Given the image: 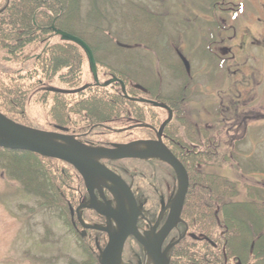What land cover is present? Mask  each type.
Listing matches in <instances>:
<instances>
[{"label": "trees", "instance_id": "1", "mask_svg": "<svg viewBox=\"0 0 264 264\" xmlns=\"http://www.w3.org/2000/svg\"><path fill=\"white\" fill-rule=\"evenodd\" d=\"M6 1L0 7V47L7 54L4 65L0 60V112L4 115L18 123L25 120L26 101L31 93L42 103H50V131L68 128L70 131L107 137L118 135L120 138L130 134L131 129L138 131L136 127L130 130L126 127L137 123L156 122L160 125L174 111L165 132L178 131L182 127L190 140L198 141L199 131L189 113V87L186 90L180 87L176 95L165 94L159 73L153 77H148L147 73L143 78L138 77L137 70L132 72L129 68L120 70L104 65L98 55L99 52L121 55L136 49L156 53L158 62L171 70L176 80L190 86V75L170 43L165 23L161 20L154 22L153 14L145 6L132 4V8L146 17L150 29L138 36L137 28L129 35L127 32L117 35L105 27L104 21H110V26L116 19L108 16L111 4L117 11L119 3L115 0H108L110 3L91 0L92 6L85 17L83 0ZM124 15V21H133L131 11ZM57 30L83 39L95 55L98 77L99 68L106 66L104 72L109 78L102 81L99 77L100 84H96L92 74L93 82L81 83L83 58L87 55L83 52L82 57V48L64 40ZM31 45L42 50L35 59L30 58L25 65L8 67L10 60L20 61L19 54ZM141 55L136 54L138 61ZM136 56L129 58L127 65L132 66ZM113 79L124 82L127 96L120 81L104 85ZM54 80L64 84V88H44L45 82ZM122 122L125 125L117 128L116 125ZM244 139L236 137L234 145ZM219 157L220 153L211 154L199 149L191 158L184 159L191 184L183 220L189 225L190 234L170 250L171 264H225L226 259L227 264H264V190L245 183L248 200H238L242 193L239 180L200 170L202 165L215 162ZM231 167L239 169L235 160ZM0 169L10 180L18 182L26 193L36 197L41 209L57 213L68 231L76 237L85 259L78 261L72 258L69 264H101L100 248L105 243L92 240V245L88 246L90 241L80 238L72 221V211L78 204L73 197L85 191L83 179L73 166L29 151L0 147ZM221 225L227 227L224 240L221 239ZM196 241H206L212 247H201ZM216 245L218 248H214Z\"/></svg>", "mask_w": 264, "mask_h": 264}, {"label": "rangeland", "instance_id": "2", "mask_svg": "<svg viewBox=\"0 0 264 264\" xmlns=\"http://www.w3.org/2000/svg\"><path fill=\"white\" fill-rule=\"evenodd\" d=\"M115 1L117 4L119 3L117 11L113 10L111 4L109 6L111 14L107 15L116 19L110 26V21H104V24L106 28L117 35L126 32L129 35L130 31L135 28L139 30L138 34L140 35L138 36L150 31L149 25H147L148 20L146 22V17L141 15V12L139 13L136 8H132V4L145 6L154 15H152L154 22L161 20L165 23L170 43L176 53L188 63V74L196 81L198 93H200L190 105L191 116L194 120L212 127L218 125L219 129H221L219 122L224 120V123L226 120L228 127L232 125L231 128L235 126L239 131L247 130L246 140L240 146V159L238 154L234 155L243 169H233L230 163L225 162L221 169L212 171H220L233 180L241 181L239 188L242 193L238 200H248L243 186L245 183L264 188V42L261 45L260 42L253 43L251 41L248 46L246 45L247 49L242 53L243 56L236 58L237 62L233 64L232 69L224 70L219 64L217 68L212 67V72H209L211 64H208L201 55L202 38L206 36L204 19L207 16L205 10L207 7L205 0ZM254 1H263L264 3V0ZM6 2V0H0V7H3ZM99 2L110 3L108 0H99ZM91 6V0H83L84 17ZM102 10L105 13L108 12L106 9ZM130 11L133 21H124V17H126L124 14ZM255 27L257 30L259 26ZM256 30L255 33H259V30ZM216 49L220 53L225 52L220 43ZM41 51V48L37 49L36 46L31 45L22 54H19L20 61L10 60L8 67L10 65L13 68L17 65H25L30 58L31 60L35 59L34 57L38 56ZM136 54H142L140 62ZM154 54L156 55V53ZM154 54L149 51H139V49L125 51L121 55L98 53L104 65L120 70L129 68L132 72L137 70L139 75L136 73V76L138 77L143 78L145 73L148 74V77H153L155 73H159L165 91L175 90L182 81L176 80L171 70L165 65H161ZM134 56H136L134 64L127 65L129 58ZM6 58V50L0 47L1 64L5 62ZM83 59L85 61L83 62L81 83L86 85L93 82V73L89 59L87 57ZM106 66L99 68V77L102 81L109 78L104 72ZM148 81H150L149 78ZM44 88L60 89L64 88V84L54 80L45 82ZM211 103L215 105L210 108ZM48 106L50 107V103L48 105L42 103L37 96L28 94L25 110L27 114L25 120L19 121L23 125L36 126L42 130L50 131ZM214 113L218 117H215ZM123 125H125L124 122L116 127ZM113 136L119 138L118 135ZM112 137L108 136L107 138L112 139ZM204 170L210 171V169ZM92 243H88V246H91ZM175 246L174 244L168 245L169 248ZM125 248L121 264H127L125 259L129 257L134 264H146L150 261L145 249V256L139 258L142 260L139 262L138 258L132 254V249L137 250V247L126 244ZM72 258L81 261L85 259V254L77 243L76 237L68 231L57 213L41 209L36 197L26 193L18 182L10 180L0 169V264H69V260Z\"/></svg>", "mask_w": 264, "mask_h": 264}, {"label": "flooded vegetation", "instance_id": "3", "mask_svg": "<svg viewBox=\"0 0 264 264\" xmlns=\"http://www.w3.org/2000/svg\"><path fill=\"white\" fill-rule=\"evenodd\" d=\"M205 4L207 7L205 9L207 16L204 19L206 24V36L202 38L203 50L201 55L206 59L208 64H211L209 72H212V67L217 68L219 64L224 70H230L232 69L233 64L237 62L236 58H241L243 56L242 53L247 49L246 45L248 46L251 41H253V43L260 42L261 45L264 42V3L263 1L256 2L254 0H205ZM256 25L257 27L259 26L257 30L255 27ZM255 30H259V33H255ZM219 43L221 44V47L225 49L224 53H220L216 49L217 46H219ZM80 52L83 57V48ZM252 69L255 70L254 68ZM189 85L190 86H187V84L180 82L179 86L175 90L173 89L166 92L164 89V93L168 95H176L179 94L180 87L185 90L189 87L187 88L189 89L188 91L190 94L188 97V107L191 116L190 105L196 100V97L200 93H198L196 81L193 80L191 76ZM214 105V103H211L210 108ZM214 115L215 117H218L216 113H214ZM170 116H172L173 119L174 111L170 112ZM193 121L199 131L198 141L190 140L186 131L181 129L182 127L179 128L178 131L174 129L172 132L166 133L165 128L161 130V127L165 122L160 125H157L156 122L150 124L137 123L126 128L128 130H130L129 128L131 127L134 129L138 128V131L131 129L129 132L130 134L124 135V137L122 136L120 138L112 139L99 134H90V132L70 131L68 128H65V131L60 130L54 132L73 136L88 147L102 146L112 148L114 144L144 142L139 148L141 150H147L150 147V145L147 144L149 142L162 143L170 150L176 159L180 161L187 172L188 170L184 164V159L191 158V155L195 154L199 149L211 154L220 153L219 160L215 162H208L210 164L202 165L200 167V170L205 173L226 176L220 173V171L214 172L212 170L221 169L225 162L232 165L233 160L236 161L239 169H243V166L238 164V161L234 158L233 154H238L240 159V146L244 141L238 145H234V139L237 137L239 139L245 138L246 140L247 130L245 131L243 129L242 131H239L235 126L231 128V124V126L228 127V122L226 120L224 122L225 124L223 123L224 120L219 122L221 123V129L217 128L218 125L212 127L205 123H199L194 120V118ZM155 146L159 148L160 145ZM219 149L220 151H218ZM230 149H232L231 152L229 151ZM103 164L112 172L120 176L131 189L135 197L137 207L141 211V215L138 220V229L140 234L145 238L158 234L166 224L172 205L179 192L180 180L175 169L160 156H153L149 158H127L120 160L109 159L104 160ZM204 169H210V171L208 172ZM83 182L85 191L79 196L73 197V201L78 202L76 209L72 211L73 224L77 228V231L79 232L78 235L81 236L80 238L87 240L86 242L95 240V242L98 243L101 240L102 243H105L104 246H106L108 243V235L103 231L94 230L91 227L98 226L100 228H105L107 226V219L95 210L86 207L90 204L91 197L84 180ZM190 182L191 180L189 176L187 195L190 190ZM111 186L112 183L109 181H98L94 186V194L99 203L103 205H111L113 208H117V198L109 189ZM258 188H262L264 190L263 187ZM186 199L182 208L181 221L166 238L162 246L163 250H165L170 244L175 245L178 242H183V239L188 238L190 234V227L183 220ZM80 207H82V209L78 213V209ZM80 215L82 216L83 222L86 226L81 223L79 219ZM220 220H222V216ZM226 235L227 227L225 225H221V239L224 240ZM195 243L199 244L201 247H212L211 244L206 241H196ZM126 244H131L137 247V250L135 248L132 249V254L135 258H138L139 262H142L139 258L145 256L143 245H141L132 236L128 238ZM224 244L225 248L227 240L224 241ZM214 248H218V246L216 245ZM125 261L127 264H134L131 257L125 259ZM227 263L226 259L225 264Z\"/></svg>", "mask_w": 264, "mask_h": 264}, {"label": "water", "instance_id": "4", "mask_svg": "<svg viewBox=\"0 0 264 264\" xmlns=\"http://www.w3.org/2000/svg\"><path fill=\"white\" fill-rule=\"evenodd\" d=\"M57 33L64 40L72 41L85 50L96 83L99 84L97 64L90 46L84 40L72 34L58 30ZM186 65L188 64L186 63ZM115 81H120L124 94L127 96L126 86L120 79H113L104 85L108 86ZM142 143L144 142L117 144L112 148L88 147L73 137L19 124L0 112L1 148L30 151L47 158L65 161L74 166L84 178L91 197L90 204L86 207L95 210L106 217L108 221L106 228L92 227L106 232L109 237L106 247L101 250V264H121L126 242L131 236L143 245L155 264H170L168 252L171 248L168 247L163 251L162 246L168 235L180 222L182 208L189 187V176L184 166L164 144L149 142L147 143L150 145L149 149L141 150L139 147ZM154 144L160 145L159 148ZM153 156H160L175 169L180 180V188L166 224L158 234L145 238L138 229L141 211L137 207L131 189L120 176L107 168L102 163V160L149 158ZM102 180L112 183L109 189L117 197V208H113L111 205H103L97 201L94 194V186L98 181ZM79 218L82 221L81 216Z\"/></svg>", "mask_w": 264, "mask_h": 264}, {"label": "bare ground", "instance_id": "5", "mask_svg": "<svg viewBox=\"0 0 264 264\" xmlns=\"http://www.w3.org/2000/svg\"><path fill=\"white\" fill-rule=\"evenodd\" d=\"M146 264H155V262L152 259H150V261L147 262Z\"/></svg>", "mask_w": 264, "mask_h": 264}]
</instances>
